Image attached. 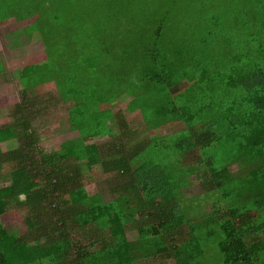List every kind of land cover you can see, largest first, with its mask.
<instances>
[{"label": "trees", "instance_id": "1", "mask_svg": "<svg viewBox=\"0 0 264 264\" xmlns=\"http://www.w3.org/2000/svg\"><path fill=\"white\" fill-rule=\"evenodd\" d=\"M127 1L0 0V22L33 18L27 34L45 52L15 70L19 115L0 125V170L15 163L0 186V264H216L211 242L218 263L264 264V0H134V11ZM36 87L72 103L65 128L79 143L36 155L29 107L39 96L25 95ZM121 94L147 130L183 128L133 137L104 106ZM197 146L203 171L181 157ZM81 160L107 173L110 201L88 195ZM190 175L221 189L225 208L188 219L175 192ZM12 203L26 207L20 235L1 221Z\"/></svg>", "mask_w": 264, "mask_h": 264}, {"label": "rangeland", "instance_id": "2", "mask_svg": "<svg viewBox=\"0 0 264 264\" xmlns=\"http://www.w3.org/2000/svg\"><path fill=\"white\" fill-rule=\"evenodd\" d=\"M128 6L131 11H134L139 5V1L129 0ZM130 14V10H127ZM137 14V13H136ZM140 16V15H139ZM122 20L123 17H118ZM144 19V18H143ZM142 20V19H141ZM33 18H28L22 21H16L13 18H9L0 22V61L5 62L7 70L0 73V125L9 124L13 121L17 114L19 115L18 102L21 99L22 90L21 83L15 75V70L19 69L25 64L42 61L45 59L44 45L42 40L29 39L27 27L33 23ZM133 26L130 22H127V29H132ZM35 93L27 92L26 96H32L37 94L39 98L36 103L29 107L33 111V118L31 121V130L35 134V143H33V151L36 155L54 152L60 150L66 146L79 143L81 137L76 131L68 132L65 128V119L68 116V108L72 105L70 101H62L56 92L43 94L44 88L36 87ZM41 95V96H40ZM127 95L121 94L119 98L112 104H104L106 108H111L114 112H120L127 122H134L143 125L136 119H142L141 114L131 112L126 109ZM17 111V113H16ZM114 120V119H113ZM109 120L108 125L112 127L114 121ZM124 120V121H125ZM116 122V121H115ZM143 122V120H142ZM180 125L165 126L163 128H156L148 131V134L163 135L172 131H177L183 127ZM115 129V127H113ZM115 131H119L116 126ZM98 143H100L98 141ZM199 146L194 148L191 153L182 155L187 162L198 166L201 170H204V165H201L203 161L202 154H200ZM196 152V153H195ZM194 158V159H193ZM170 159H175L173 156ZM80 166L83 173V180L86 182L85 189L92 194L89 196L98 195L96 192L102 191L105 196L104 199H110L111 195L106 191L108 190V175L103 173L98 165L89 166L84 160H81ZM14 162L3 163L0 170V186L3 184L9 185V175L13 171ZM243 167L242 163H235L230 166L231 171ZM115 177V176H114ZM112 177V178H114ZM189 179L191 183L185 186L181 191L175 192V195H179L178 201L183 207L186 217L194 218L207 213L212 212L214 209H224L226 204L221 200V189L207 188L204 186L201 176L197 177L190 175ZM111 184H113L111 182ZM234 187L233 185L228 188ZM99 196V195H98ZM100 197V196H99ZM26 207L17 206L16 204H10L6 212L2 214L1 221L5 229L11 234H22L27 230V224L24 220L26 216ZM186 227L184 228V230ZM71 236L76 239H80V245H86V250L93 249L90 245L91 240L85 238V235H80L77 231H72ZM128 239L135 240L137 237V231L132 230L128 234ZM99 246V244H96ZM78 245L76 246V248ZM76 248H71L69 251L68 260H72L76 257ZM210 249V253L215 257L216 264L218 263L217 256L214 254L216 250L215 242L207 243V250ZM218 254V253H217ZM209 264L213 262L212 256L208 255L206 260ZM137 264H167V261L163 257H148L147 259H138L135 261ZM47 259L41 262H35L33 264H48Z\"/></svg>", "mask_w": 264, "mask_h": 264}, {"label": "crops", "instance_id": "3", "mask_svg": "<svg viewBox=\"0 0 264 264\" xmlns=\"http://www.w3.org/2000/svg\"><path fill=\"white\" fill-rule=\"evenodd\" d=\"M129 113H131V112H134V113H138L139 111H137V110H135V111H128ZM136 120H138V121H140L143 125H141V124H137V123H134V122H127V127H128V129H129V131L132 133V136L133 137H135V135L136 136H140V135H142L143 133L144 134H148V131H150V130H147L146 129V125L142 122V119H136ZM150 135V134H149ZM151 135H156V134H154V133H152ZM127 140H128V135H127ZM99 142H100V145L101 146H105L104 145V143L107 141L105 138H101V139H99L98 140ZM97 141V142H98ZM102 171V170H101ZM103 172V171H102ZM85 185H86V183H85ZM108 190H109V188H108ZM110 193V195H111V198L110 199H104V195H103V192L102 191H98V192H96V194H98L100 197H101V199L103 200V201H105V202H107V201H110L111 199H112V194H111V191H106V194L107 193ZM87 193L88 194H92V193H89L88 191H87ZM129 224L131 225V221L129 222ZM132 231V230H131ZM130 233V230L127 232V239L129 238L128 237V234ZM137 238V237H136ZM129 240V239H128ZM130 240H132V239H130ZM135 264H137L136 262H135Z\"/></svg>", "mask_w": 264, "mask_h": 264}]
</instances>
